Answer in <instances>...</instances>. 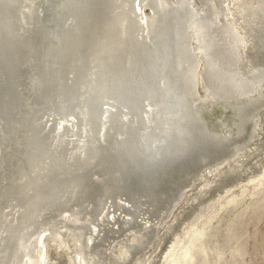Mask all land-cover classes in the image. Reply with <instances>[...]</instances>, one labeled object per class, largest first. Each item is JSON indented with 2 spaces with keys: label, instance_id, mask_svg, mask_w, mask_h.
Wrapping results in <instances>:
<instances>
[{
  "label": "bare ground",
  "instance_id": "6f19581e",
  "mask_svg": "<svg viewBox=\"0 0 264 264\" xmlns=\"http://www.w3.org/2000/svg\"><path fill=\"white\" fill-rule=\"evenodd\" d=\"M219 1L59 0V33L36 23L26 49L0 23V54L25 55L0 60V264H34L35 235H58L62 214L80 264L124 263L185 187L236 156L264 109V23L246 25V58ZM213 106L232 120H210ZM126 229L114 259L92 243ZM203 231L169 264L202 262Z\"/></svg>",
  "mask_w": 264,
  "mask_h": 264
},
{
  "label": "rangeland",
  "instance_id": "374dc122",
  "mask_svg": "<svg viewBox=\"0 0 264 264\" xmlns=\"http://www.w3.org/2000/svg\"><path fill=\"white\" fill-rule=\"evenodd\" d=\"M36 1L8 0L6 2H9L8 14L5 19L2 17L0 22L5 29L6 43L9 41L13 46V43L18 42L22 44L21 46H25V49L30 46L34 37V34L31 35L34 29L33 20L40 17L42 22L45 20L44 29L46 26L47 29H50V36L55 31L59 33L58 30L61 27L59 22L55 21V24L48 25L51 19L49 16L54 12L53 7H56L54 6L55 0H39L37 3L39 6L38 13L34 10ZM263 1L220 0L218 2L219 7L223 9L222 12L225 13L224 17L228 19L222 15L224 20H227L225 21L228 22V27L231 30L235 29L241 39L244 38V43L242 42L244 45L241 44L239 49H243L246 58L247 54L250 55L249 57H252L253 53L264 54V46H261L262 50L260 47L258 49L252 48V40L249 37L251 35L245 32L248 25L256 28L260 26L262 21L264 23V14H262V18L261 16L257 17L261 13L249 11ZM0 4H2L1 0ZM224 8L226 9L224 10ZM145 11L148 10L145 9ZM241 11L243 14L245 12L243 17H241ZM21 20H24L25 25L22 24ZM258 22H260L259 25ZM50 36L45 40L44 46L46 43L52 44ZM248 45L250 46L245 48ZM251 48L254 51L252 54H250ZM22 54H24V50L22 53V49H14V51L9 52V56L1 53L0 60L7 63L11 61L12 57ZM23 57L25 55H22L21 58ZM245 57L242 58L245 60ZM48 62L52 61L45 60L44 64ZM18 64L19 67L25 69L24 63ZM0 73L1 78L3 74ZM215 107L214 110H211L212 112L210 111V120L220 117L224 121L230 122L232 120L230 110L223 111L222 108ZM219 110H222V113ZM256 113L253 120L254 133L252 135L254 136L251 135L247 138L244 144L236 150V156L234 155L224 164L222 163L217 169L214 168L209 172L205 170L204 175L198 177L190 186L185 187L177 204H174L175 206L171 208V211L156 226L151 240L146 241L137 251H134L135 253H130L124 263L113 264H169L175 258L177 250H180L179 247L182 248L181 246L185 244L188 235L199 228L204 229L202 243L206 249V260L204 258L202 262L196 261L194 264H264V109H259ZM251 125L252 123L248 126ZM120 202L125 204L126 201ZM120 213L117 212L116 214L117 216L119 214L118 221L125 220L127 215L124 212L125 215ZM62 215L60 222L64 224L59 222V226L56 225V229L58 228L56 232L58 233L60 229V232L64 233H58L61 238H58L56 233L57 237L54 235L52 237L48 231L35 235L38 237H36L38 244L34 249L35 252H33V261L36 264H80L82 259L75 253L76 250L74 249L78 241L72 239L73 235L71 236L68 228H66H70V226H64L69 215ZM67 223L66 225H69V222ZM113 228L117 229L118 227L114 224ZM132 230L128 229L124 235L115 239L107 238V241L106 237L103 239L102 233L98 231L95 233L97 237L95 236L92 243L100 242L99 248L105 247V258L114 259L121 243L129 240V237L132 236ZM194 257L196 258V256ZM23 263L26 264L25 259ZM188 263L191 264V262Z\"/></svg>",
  "mask_w": 264,
  "mask_h": 264
},
{
  "label": "flooded vegetation",
  "instance_id": "af4514ba",
  "mask_svg": "<svg viewBox=\"0 0 264 264\" xmlns=\"http://www.w3.org/2000/svg\"><path fill=\"white\" fill-rule=\"evenodd\" d=\"M7 1H8V0H4V1L1 0V3H2V4H0V8L3 10L2 13H4V14H2L3 19H5L6 15L8 14L9 2L6 3ZM38 1H39V0H37V1L35 2V4H34V10H35L36 13H38V8H39V6H37ZM58 4H59V0H55L54 6H56V7H53L54 12L51 13V16H49L51 19H50V22H49V23H48V21H47L48 25H50V24H51V25H52V24H55L54 22L56 21L55 19H56V11H57ZM37 17H38V15H37ZM24 19H25V17H24ZM40 19H41V17H40V18H37V19H35V20H33V21H34V24H36L38 20H39L38 23H37L38 25H39L40 23H44V24H45V20L42 22ZM31 20H32V19H31ZM35 21H36V22H35ZM21 22H22V24H24V23H23L24 20H21ZM24 25H25V24H24ZM29 27H30V26H29Z\"/></svg>",
  "mask_w": 264,
  "mask_h": 264
},
{
  "label": "water",
  "instance_id": "95a60500",
  "mask_svg": "<svg viewBox=\"0 0 264 264\" xmlns=\"http://www.w3.org/2000/svg\"><path fill=\"white\" fill-rule=\"evenodd\" d=\"M194 158H195V157H194ZM180 196H181V195H180ZM117 222H118L117 224L119 225V222H120V221H117ZM49 230H53V229H49ZM53 231H54V230H53ZM104 237H105V236H104ZM104 237H103V238H104ZM94 244H96V243H94Z\"/></svg>",
  "mask_w": 264,
  "mask_h": 264
}]
</instances>
